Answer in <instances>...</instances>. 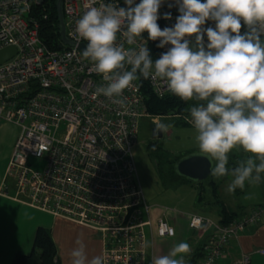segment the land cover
Listing matches in <instances>:
<instances>
[{
  "label": "built area",
  "instance_id": "built-area-1",
  "mask_svg": "<svg viewBox=\"0 0 264 264\" xmlns=\"http://www.w3.org/2000/svg\"><path fill=\"white\" fill-rule=\"evenodd\" d=\"M101 3L122 6L120 0H63L67 36L75 44L60 39L62 46L53 48L41 35V19L33 13L30 0H0V50L17 48L14 56L0 64V120L21 128L0 194L98 231L104 264H152L151 206L133 154L140 120L151 114L145 95L137 80L122 97L95 96L97 87L106 82L77 45L87 41L76 33V21L86 5ZM179 15L172 13L171 19H165L159 13L158 20L164 28L172 27ZM204 27L215 28V22L209 20ZM245 31L242 21V34ZM117 42L125 48L142 44L149 48L143 34L137 37V45H128L120 34ZM169 47L161 49L159 56ZM147 80L157 97L170 93L163 81ZM116 99H122L123 105ZM32 158L44 160L43 169L34 168ZM262 219L264 203L228 223L193 213L190 227L205 236L200 256L188 264H216L232 241ZM155 230L161 237L176 233L166 217L157 220ZM256 251L264 254V248ZM252 254L243 252L232 264H251Z\"/></svg>",
  "mask_w": 264,
  "mask_h": 264
},
{
  "label": "clouds",
  "instance_id": "clouds-1",
  "mask_svg": "<svg viewBox=\"0 0 264 264\" xmlns=\"http://www.w3.org/2000/svg\"><path fill=\"white\" fill-rule=\"evenodd\" d=\"M163 2L86 5L75 31L87 41L83 56L106 82L94 95L122 97L141 77L163 81L170 93L198 102L189 109V123L197 132L200 153L215 161L211 174L230 173L229 192L243 189L246 182L258 184L264 174V0H175L180 15L172 27L161 29L157 21ZM164 18L171 19V14ZM209 20L215 28L204 27ZM242 21L247 27L243 34ZM144 33L159 41L157 47H171L153 59L147 45L125 48L117 42L120 34L128 45H137ZM170 127L156 122L155 132ZM237 146L250 155L229 169V153ZM76 245L71 264H104L102 254L89 258L82 239ZM189 252L190 245L180 242L167 255L154 256L152 264H186Z\"/></svg>",
  "mask_w": 264,
  "mask_h": 264
},
{
  "label": "crops",
  "instance_id": "crops-1",
  "mask_svg": "<svg viewBox=\"0 0 264 264\" xmlns=\"http://www.w3.org/2000/svg\"><path fill=\"white\" fill-rule=\"evenodd\" d=\"M15 142L16 137L13 144ZM249 155V153H246L241 147L237 146L229 153L227 167L229 169L234 168L238 162L246 159ZM7 165L3 167L2 175H0V187L4 182ZM181 177L170 175V182L174 184L178 183L177 186L191 184L192 189L195 188L196 196L194 204L196 208L192 211L184 209H181L180 212L170 211L166 204L159 202L150 194L147 196L145 194L151 206L149 214L153 223V241H156L154 256H158L156 249L159 256L167 255L169 252L166 246L180 242H187L190 245L189 254L191 255L192 250L201 244L205 232L190 227L189 222L193 213H201L213 221H219L223 205L231 211H237L240 215H243L252 207L264 203V174H261V181L258 184L246 182L243 189L237 188L235 192L227 190L232 180L230 173L224 177H216L210 174L207 179L211 182L204 179L201 183L186 180L184 177L180 181ZM139 181L141 183L140 177ZM212 181L216 184V193L214 192ZM251 188L254 194L249 191ZM253 195L255 197H252ZM27 208L32 207L11 196L0 194V264H11L13 258L19 253L30 254L29 264H36L40 259V254L38 250L33 249V243L36 230L39 226H45L50 229L57 246L60 264H71L70 252L77 246L76 240L78 238L82 239L86 245L89 258L102 254L103 240L98 231L70 220L56 217L51 213L49 214L53 218L51 222L47 223L46 221L34 220V218H24L22 217V210L28 211L29 209ZM198 210L201 212H197ZM160 217H166L175 226L176 233L174 236L161 237L156 233L155 227ZM11 218H16L17 222L19 219L23 222L12 224L9 220ZM148 233L150 235L152 233L150 228H148ZM261 248H264V219L241 235L239 239L232 241L227 246L224 256L218 259L216 264H232L233 260L240 257L243 252H253L251 264H264V254L256 251ZM185 261L186 264L190 261L188 253L185 254Z\"/></svg>",
  "mask_w": 264,
  "mask_h": 264
},
{
  "label": "rangeland",
  "instance_id": "rangeland-1",
  "mask_svg": "<svg viewBox=\"0 0 264 264\" xmlns=\"http://www.w3.org/2000/svg\"><path fill=\"white\" fill-rule=\"evenodd\" d=\"M30 1L32 3V11L35 13L36 10L34 8L36 5L33 2L34 0ZM261 39L264 40V36ZM197 103V101L191 100L187 110L182 113H170L168 115L146 114L140 120L138 139L133 149L139 177L146 196L149 194L152 197L154 196L156 200L166 204L169 207L168 209L173 212H180L181 209L192 211L196 208L194 204L196 196L195 188L192 189L191 184L177 186L178 183L174 184L170 182V162L179 156L182 157L200 152L195 139L197 132L194 126L189 123V109ZM156 122L170 124L171 127L167 132H163L162 136L154 137L153 130ZM20 130L21 128L16 124L0 120V175H2L3 167L9 163L13 152V142L15 137L17 139ZM30 163L34 168L39 170L45 166L44 160L39 161L32 158ZM181 180L182 177L180 178ZM11 182V179H9L8 183L10 185ZM252 188L249 190L251 193H253ZM13 192L14 190H11L10 193ZM252 197L255 196L253 195ZM27 209L30 211L22 210V217L24 218H34V220L46 221V223L51 222L53 218L49 213L40 209L33 207ZM197 212L201 211L198 210ZM9 220L12 224L23 222L20 219L17 222L16 218ZM155 243L156 241L154 245ZM176 244L166 246L167 251L170 252ZM156 254L159 256L157 249ZM189 256L190 254L188 253Z\"/></svg>",
  "mask_w": 264,
  "mask_h": 264
},
{
  "label": "trees",
  "instance_id": "trees-1",
  "mask_svg": "<svg viewBox=\"0 0 264 264\" xmlns=\"http://www.w3.org/2000/svg\"><path fill=\"white\" fill-rule=\"evenodd\" d=\"M121 5L126 7L124 4V0H120ZM138 4L140 0H135ZM172 5L169 7V5ZM36 14L41 19V35L45 42L53 48H60L62 46L61 43V33H60V20L58 16L57 10V0H44L42 4H37L35 6ZM160 14L165 15L166 13H179L178 7L175 4V0H164L162 7L160 8ZM46 14L47 18H44L43 15ZM157 23L161 27L164 28L163 22L158 20ZM143 36L147 39L149 44V50L153 59L159 58V53L162 48L157 47L159 41H151L148 40V34L144 33ZM141 84V89L146 98V104L148 111L153 115H168L170 113H182L187 110L191 101H184L181 98L175 96L172 93H168L166 96L159 98L154 95L151 91L150 84L147 79H143L142 77L139 79ZM149 146V145H148ZM181 158V156L177 157L170 162V175L181 177L176 169L175 164ZM215 164V161H214ZM184 177V176H182ZM184 179L193 181L196 183H201V181L190 180L187 177ZM207 181L211 182L209 179ZM214 186V192H217L216 184L212 181ZM202 198V197H200ZM223 205V204H222ZM240 213L237 211H231L225 205L222 206V210L220 213V222L228 223L240 217ZM33 249L38 250L40 254V259L36 264H60V260L58 257V250L56 243L53 239L52 233L50 229L45 226H39L36 230V234L34 237ZM200 256V246H197L195 253L192 255L190 262H193L197 257ZM31 255L30 254H17L11 264H29Z\"/></svg>",
  "mask_w": 264,
  "mask_h": 264
},
{
  "label": "water",
  "instance_id": "water-1",
  "mask_svg": "<svg viewBox=\"0 0 264 264\" xmlns=\"http://www.w3.org/2000/svg\"><path fill=\"white\" fill-rule=\"evenodd\" d=\"M57 10L60 20L61 39L65 44L74 45V41L67 36L66 24L63 11V0H57ZM81 51L86 50V43L78 45ZM17 53L15 46H8L0 50V64L10 59ZM163 132L157 134L155 128L153 136H162ZM214 166V161H210L205 155L199 153H191L182 156L175 164L176 171L190 180L201 181L207 179L211 174V169Z\"/></svg>",
  "mask_w": 264,
  "mask_h": 264
}]
</instances>
